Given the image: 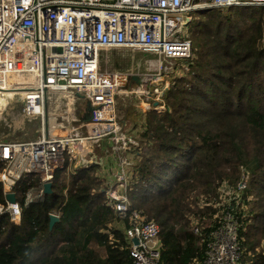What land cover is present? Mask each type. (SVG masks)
<instances>
[{"label": "trees", "instance_id": "16d2710c", "mask_svg": "<svg viewBox=\"0 0 264 264\" xmlns=\"http://www.w3.org/2000/svg\"><path fill=\"white\" fill-rule=\"evenodd\" d=\"M198 16L203 20L192 25L187 76L174 78L164 93L166 110L142 125L140 150L129 152L135 162L128 151L124 155L137 173L129 201L159 224L161 264H206L204 236L194 234L191 223L195 218L216 224L217 210L202 208L200 200L218 198L224 181L236 187L249 172L243 195L253 196L254 207L249 218L238 207L233 213L239 216L243 263L251 258V264H264V50L257 45L264 7ZM3 167L0 161V173ZM38 183L36 175L23 178L15 187L17 200L24 204L27 188ZM105 183L92 167L79 168L69 180L59 171L52 193L24 207L20 224L0 216V264H134L126 236L129 218L108 205ZM0 202H5L1 182ZM53 212L61 217L51 229ZM258 231L260 252L253 240Z\"/></svg>", "mask_w": 264, "mask_h": 264}, {"label": "built area", "instance_id": "2783aa9c", "mask_svg": "<svg viewBox=\"0 0 264 264\" xmlns=\"http://www.w3.org/2000/svg\"><path fill=\"white\" fill-rule=\"evenodd\" d=\"M232 7H264V0H0V95L5 107L19 103L26 120L42 122L36 140L0 139L5 197L0 216L20 224L23 208L44 201L45 185L53 184L59 171L76 174L79 168H90V156L105 141L121 169L131 166L121 154L141 146L126 133L120 96L145 94L152 100L147 88L157 77L153 73L169 69L171 61L185 65L192 59L196 16ZM120 50H128L132 58H149L126 70L105 68V53ZM184 65L179 66L186 69ZM145 104L147 121L153 112L166 110L158 99ZM88 107L92 118L84 122ZM29 175H36L39 183L27 188L21 204L15 187ZM125 176L117 178L115 188L106 187L108 205L120 218H129L126 236L134 264H161L160 226L132 209L129 192L137 173ZM250 180L244 171L236 187L224 181L218 198H201L202 208L217 210L216 224L202 225L195 218L191 223L192 232L206 240V264H245L239 216L233 211L238 207L245 212L243 218L250 217L253 196L243 195ZM9 194L15 195V203L7 199ZM235 201V206L228 204ZM51 215L61 217L59 212ZM207 228L212 230L205 232Z\"/></svg>", "mask_w": 264, "mask_h": 264}, {"label": "rangeland", "instance_id": "374dc122", "mask_svg": "<svg viewBox=\"0 0 264 264\" xmlns=\"http://www.w3.org/2000/svg\"><path fill=\"white\" fill-rule=\"evenodd\" d=\"M196 21L203 20V17L196 16ZM199 34V32L197 33ZM257 45L260 50H264V31L261 35L257 38ZM106 58H104L105 62L103 63V66L105 68H111V69H120V70H126L129 69L131 66H135L136 63H140L144 58L145 60L149 57L145 56L142 57L141 55H136L134 58L131 57V53L128 50H120V51H109L106 52L104 55ZM108 58V59H107ZM107 59V60H106ZM187 63V62H186ZM184 62L179 61H171L169 65V69H164L159 72H154L153 74L157 77L153 79L152 83L150 82L147 88V91L151 94L149 97L152 100L147 99V95L145 94H134V95H123L120 96L118 101V109L119 114L121 115V118L126 123V133L133 137L134 140L137 143H140V133L139 131L135 132L133 128L131 127L132 118L135 119L138 115H140V111H143V108H147L148 106L145 104V102H155V100L160 101V105L164 104V95L163 97L162 92L163 90L167 89V91L172 87L173 80L175 77H185L187 76L188 70L182 69L179 65L187 66V64ZM178 68V69H176ZM176 69V70H175ZM135 88V87H134ZM155 90H158V93L155 92ZM166 91V92H167ZM160 95V96H159ZM85 104V101H81L80 105L78 107L79 112L82 109V106ZM22 105L14 104L12 103L9 106H4L0 112V139L5 141H17V142H25V141H32L36 140L39 137L40 129H41V120H35V121H28L26 120L22 115ZM166 109V106H165ZM163 110L162 112H164ZM157 112V113H162ZM154 113V112H153ZM127 115V116H126ZM152 115L150 116V118ZM149 118V119H150ZM252 149L250 148L248 156L252 157ZM64 175H66L67 179L73 175H75L72 171H63ZM252 202H250V205ZM254 207L253 205L249 206ZM256 212V210L254 211ZM254 218V217H253ZM255 219H252L251 223L253 224ZM260 227V225H259ZM260 227L259 229H261ZM249 231V229H248ZM254 242L260 243L257 248L260 252L262 250L261 245H263L262 236L260 235L259 231L257 233H254ZM251 235H249L248 238H250ZM102 254L104 255V250L102 249ZM251 258H248L247 264H251ZM246 264V263H245Z\"/></svg>", "mask_w": 264, "mask_h": 264}, {"label": "crops", "instance_id": "0c3cea01", "mask_svg": "<svg viewBox=\"0 0 264 264\" xmlns=\"http://www.w3.org/2000/svg\"><path fill=\"white\" fill-rule=\"evenodd\" d=\"M140 115H138L135 119H133L135 116L132 118V123L130 124L133 130L135 132L140 131L142 125L147 121V116L146 114L143 113V111H140ZM134 121V122H133ZM111 143L109 141H105L103 143V146L96 150L95 152L92 153L90 158H92V168H95L96 171L100 176H102L106 183V187H116V181L119 176H123L126 174L125 177H132L134 168L132 166L129 167H124V169L120 170V163H119V158L117 155L115 156L112 153H109V148H110ZM131 150H136L135 148H132L130 150L122 152V157L124 158V155H126L135 162L136 159H134V155L129 154Z\"/></svg>", "mask_w": 264, "mask_h": 264}, {"label": "water", "instance_id": "95a60500", "mask_svg": "<svg viewBox=\"0 0 264 264\" xmlns=\"http://www.w3.org/2000/svg\"><path fill=\"white\" fill-rule=\"evenodd\" d=\"M134 81H136L138 84L141 83V80L138 77H134ZM90 112H91V108L88 107L87 108V113L83 117L84 122H89L91 120L92 116H91V113ZM52 187H53V184L52 183H48V184L45 185V193L47 195H49V194L52 193V191H53L52 190ZM7 199L10 202H13V203L16 202V197H15L14 194H9L8 197H7ZM50 219H51L50 227L52 229L54 227V225L60 221V218L57 217V216L51 215L50 216ZM133 243L137 245L139 243L138 239H134L133 240Z\"/></svg>", "mask_w": 264, "mask_h": 264}, {"label": "bare ground", "instance_id": "6f19581e", "mask_svg": "<svg viewBox=\"0 0 264 264\" xmlns=\"http://www.w3.org/2000/svg\"><path fill=\"white\" fill-rule=\"evenodd\" d=\"M11 95H12V94H11ZM5 100H6L5 97L2 96V95H0V112H1L2 108L5 106V103H6ZM0 116H1V115H0ZM57 134H58V135H64L65 132H58ZM109 153H112V154H114V155L116 156V154H115V152H114L113 150H111ZM120 170H121V168H120Z\"/></svg>", "mask_w": 264, "mask_h": 264}]
</instances>
